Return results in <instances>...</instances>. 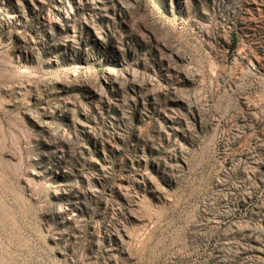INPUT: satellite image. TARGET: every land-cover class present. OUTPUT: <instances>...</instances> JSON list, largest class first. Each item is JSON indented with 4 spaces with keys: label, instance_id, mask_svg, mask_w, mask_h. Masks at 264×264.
<instances>
[{
    "label": "rangeland",
    "instance_id": "obj_1",
    "mask_svg": "<svg viewBox=\"0 0 264 264\" xmlns=\"http://www.w3.org/2000/svg\"><path fill=\"white\" fill-rule=\"evenodd\" d=\"M0 264H264V0H0Z\"/></svg>",
    "mask_w": 264,
    "mask_h": 264
}]
</instances>
